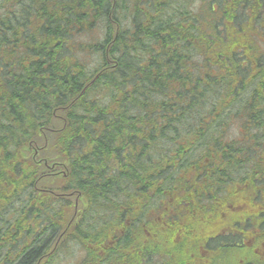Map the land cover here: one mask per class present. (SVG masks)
Instances as JSON below:
<instances>
[{
    "label": "trees",
    "instance_id": "trees-1",
    "mask_svg": "<svg viewBox=\"0 0 264 264\" xmlns=\"http://www.w3.org/2000/svg\"><path fill=\"white\" fill-rule=\"evenodd\" d=\"M68 243L264 261V0H0V264Z\"/></svg>",
    "mask_w": 264,
    "mask_h": 264
},
{
    "label": "rangeland",
    "instance_id": "rangeland-1",
    "mask_svg": "<svg viewBox=\"0 0 264 264\" xmlns=\"http://www.w3.org/2000/svg\"><path fill=\"white\" fill-rule=\"evenodd\" d=\"M82 257V251L78 245L68 243L61 245L55 252V262L53 264H76V262ZM52 263V260H51Z\"/></svg>",
    "mask_w": 264,
    "mask_h": 264
},
{
    "label": "flooded vegetation",
    "instance_id": "flooded-vegetation-1",
    "mask_svg": "<svg viewBox=\"0 0 264 264\" xmlns=\"http://www.w3.org/2000/svg\"><path fill=\"white\" fill-rule=\"evenodd\" d=\"M113 240V242H110L107 240L104 241V243L106 244L105 245V248H103V250L100 251V254H99V257L102 258L104 256V254L108 253V252H111L115 246H116V243H117V240L116 239H111ZM108 241V242H107ZM252 256L250 255V250L247 251V255L244 257V259L246 260L245 264H252L251 263V258ZM256 264H264V261L262 259H258V261L256 262Z\"/></svg>",
    "mask_w": 264,
    "mask_h": 264
}]
</instances>
